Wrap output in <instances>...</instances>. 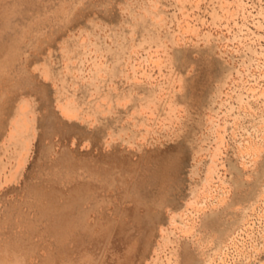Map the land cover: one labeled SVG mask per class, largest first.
Returning <instances> with one entry per match:
<instances>
[{
    "label": "rangeland",
    "instance_id": "obj_1",
    "mask_svg": "<svg viewBox=\"0 0 264 264\" xmlns=\"http://www.w3.org/2000/svg\"><path fill=\"white\" fill-rule=\"evenodd\" d=\"M0 264H264V0H0Z\"/></svg>",
    "mask_w": 264,
    "mask_h": 264
},
{
    "label": "bare ground",
    "instance_id": "obj_2",
    "mask_svg": "<svg viewBox=\"0 0 264 264\" xmlns=\"http://www.w3.org/2000/svg\"><path fill=\"white\" fill-rule=\"evenodd\" d=\"M8 51H3L1 60L6 61L8 59Z\"/></svg>",
    "mask_w": 264,
    "mask_h": 264
}]
</instances>
